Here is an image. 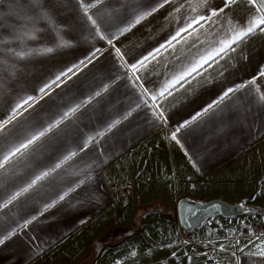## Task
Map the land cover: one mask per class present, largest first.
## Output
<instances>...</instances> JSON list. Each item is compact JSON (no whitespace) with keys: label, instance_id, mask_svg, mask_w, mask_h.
<instances>
[{"label":"crops","instance_id":"obj_1","mask_svg":"<svg viewBox=\"0 0 264 264\" xmlns=\"http://www.w3.org/2000/svg\"><path fill=\"white\" fill-rule=\"evenodd\" d=\"M223 4L104 0L89 13L100 14L93 17L96 27L84 16L81 0H0V120L28 96L36 98L8 126L6 147L101 92L34 152L0 172V184L14 193L64 156L77 153L0 208V239L15 231L0 244V264H207L215 252L237 256L217 264H264V257L251 255L264 248V232L244 234L248 226L264 223V203L249 200L254 190L264 198V183L258 187L256 176L235 179L264 174V161L260 168L250 164L264 158V102L255 86L231 94L182 127L228 88L253 77L264 92V33L249 36L235 52L217 58L219 63L205 65L200 75L188 77L190 83L177 84L172 95H159L166 82L224 37L228 18L243 23L254 11L247 0H238L212 21H201L198 37L182 33L179 43L172 42L174 48L167 46L191 18L210 16ZM152 8L157 9L152 15L123 31L136 15ZM46 48L53 51L44 52ZM158 48L156 58L149 57L140 68L139 61ZM19 52L31 54L21 59ZM73 65L79 68L69 74L71 79L62 77L47 95L40 92ZM226 174L234 175L224 180L230 199L214 192ZM240 182L243 197L238 199L232 191ZM128 183L134 188L126 196L123 186ZM64 193L68 195L60 200ZM212 199H227L239 209L234 215L209 217L191 231L182 226L172 230L170 222H179L182 201Z\"/></svg>","mask_w":264,"mask_h":264},{"label":"snow or ice","instance_id":"obj_2","mask_svg":"<svg viewBox=\"0 0 264 264\" xmlns=\"http://www.w3.org/2000/svg\"><path fill=\"white\" fill-rule=\"evenodd\" d=\"M104 0H95V3H85L84 0H81V7L83 9V14L91 22L93 26L99 27L97 24V19H94V16L99 17V13L89 14L90 10L93 8H97L99 4H102ZM170 0H164V3H169ZM191 3V0H189ZM238 3V0H224L223 7H220L218 10H213L210 16L199 15L198 17L191 18L185 27L179 29L174 36L167 42V46L173 47V41L177 43L180 42L178 40L179 37H182V33H188V36H192L196 34L199 35V28H203V24L201 21H212L213 17H218L220 13L225 12L227 8L231 5ZM248 5L251 6L254 11L249 15L248 19L243 23H234L231 18H228L227 24L228 28L225 32V35L222 39H219L216 42V45L209 50L205 51L204 54L200 55L198 58L194 59L189 65L184 67L182 71L175 74L172 79L164 85L159 95L164 96L165 92L168 95H172V89H175L177 84L180 87L184 86V83H190L188 77L195 78L193 74L196 75L201 74V70H206L205 65L211 67L213 63H219V59H224L230 52H235L236 47H238L241 43H243L249 36L255 35L257 32L264 33V0H247ZM207 4V0H199V6L203 7ZM164 5L161 4L160 7ZM183 6V5H182ZM157 9L152 8L150 11H144L135 16L133 22L123 31H128L132 27H135L136 24L141 23L146 17L152 15ZM194 12L197 10L196 8L192 9ZM179 11V9H177ZM199 25V28L196 26ZM192 30L191 32L189 30ZM185 42H187V37H183ZM165 45H161V48H165ZM161 48L155 50L154 53H149V56L143 58V60L139 61L140 68L146 67V62L149 61V57L152 59L156 58V55L160 53ZM44 52H52V48H46L43 50ZM119 52V49H117ZM31 53L19 52L17 55L23 59L26 55H30ZM219 58V59H217ZM83 63V61H81ZM78 65H73V67H69L66 71H62L59 75L55 77L54 80L51 81L50 84H45L42 88H40V92L44 95H47V89H50L52 84H56L59 86L58 82L61 81L62 77H67L71 79L70 73L75 75L74 69H78ZM133 69L137 68V65H132ZM260 76L264 77V70L260 72ZM184 82V83H182ZM249 86H255V91L258 93V99L260 102H264V92L260 91V87L257 84V78L253 77L251 80L246 83L238 84L234 88H228L223 95L219 98V100L214 101L212 104H209L201 113H197L196 116L192 118L191 121H186L182 127H186L197 120V118L202 117L207 114L210 110H213L215 107L219 106L221 103L225 101L226 98H230L231 94L241 91L242 89L248 88ZM106 91V88L104 89ZM178 90V89H177ZM101 92H96L95 96H100ZM95 96L90 97L87 101L82 102V104L76 105L74 108L69 109V111L65 112L63 116L59 119L49 123L46 127H42L35 132H32L24 141L18 144H12L11 146L6 147L8 144L7 141V131L8 126L12 125L15 121H17V117L20 113L21 109L27 110L25 105L29 108L32 107V104L36 102V98L33 96H28L21 103H18L12 110L11 114L7 119L0 120V172L6 173L9 165H13L14 162H19L22 158H26V154L34 152L37 147L41 145V142L45 137L52 133L54 129L59 128L61 124L65 122L66 119L69 118L70 115H74L79 109L83 106V104L90 103ZM42 98V97H41ZM162 115V114H161ZM120 121L117 120L109 127V131L111 127H115ZM100 135V133H97ZM94 139V138H91ZM172 139L176 140V134L173 133ZM90 142V141H89ZM88 142H86L87 145ZM85 145V146H86ZM84 149L81 148V151ZM76 152H72L69 155L63 157L60 162L54 164L48 170L41 172L36 175L31 181L27 184L26 187H22L18 191L14 193H9L6 188L2 184H0V200H3V203L0 204V208H7L10 204L16 201L20 196L29 192L32 188H34L38 182L43 181L46 177L52 175V173L56 172L57 169H60L64 163H66L69 159L76 156ZM68 193H64L59 197L60 200H63ZM52 205H48L51 207ZM35 219V217H33ZM31 223V221H28ZM25 227L27 224L24 225ZM12 235H15V231L9 232L8 235H5L2 239H0V244H3L5 240L10 239ZM135 255V253H132ZM251 255H258L264 257V248L260 249L258 252L251 253Z\"/></svg>","mask_w":264,"mask_h":264},{"label":"water","instance_id":"obj_3","mask_svg":"<svg viewBox=\"0 0 264 264\" xmlns=\"http://www.w3.org/2000/svg\"><path fill=\"white\" fill-rule=\"evenodd\" d=\"M238 209L239 205H232L223 199H212L205 203L184 200L178 207L179 222L183 229L191 231L200 227L209 217L234 215Z\"/></svg>","mask_w":264,"mask_h":264},{"label":"rangeland","instance_id":"obj_4","mask_svg":"<svg viewBox=\"0 0 264 264\" xmlns=\"http://www.w3.org/2000/svg\"><path fill=\"white\" fill-rule=\"evenodd\" d=\"M261 161H264V158L263 159L253 158V159H251L250 164L253 165V166H258L260 168V166L263 165ZM230 176H233L234 177V175H230V174H226V175L222 176V178L219 180L220 186H222V187H220L219 189H215L214 190V192H216V191L219 190L221 193L224 194V196H226V198H229V199L231 198V194L227 193V191H226L227 188L226 187H228V186L226 185V183L224 182V180L229 181ZM253 176H256V177L259 178V180H257L258 181V183H257L258 187H260L261 185H263V183H264V174H256V175H246V174L243 175V174H239V175H235V177H236L235 179H237L238 181L239 180H246L247 178H253ZM233 187H234V189H233L232 192L235 194V195H233V197L240 196V197H237V198L238 199H241L243 197V196H241L242 193H243L242 183L241 182L240 183H235ZM251 192H252L251 195L249 194L250 195V198H249L250 201H254V202H256V201L260 202L261 201V203H264V198L263 199L258 198V194L259 193L257 194V190H254V191H251ZM253 192H254V194H253ZM216 193H219V192H216ZM162 196H163V194H162ZM134 197H136V194L135 193H134ZM163 197L166 198L165 195ZM168 198H170V197H168ZM225 200H227V199H225ZM170 224H171L172 230H174V231H176L178 229V226H181L180 223L177 222V221H175L174 219L171 220ZM263 226H264V223H254L251 227L248 226L247 227L248 234H250L251 236L256 235L257 234V230L259 229V227H263ZM255 228H257V229L254 231V233H253V231H249V230H253ZM215 234H217V233H215ZM187 235L188 234H186L185 236L187 237ZM181 237H182V234H181ZM187 238H191V236H188ZM178 240L182 241V239L180 237H178Z\"/></svg>","mask_w":264,"mask_h":264},{"label":"built area","instance_id":"obj_5","mask_svg":"<svg viewBox=\"0 0 264 264\" xmlns=\"http://www.w3.org/2000/svg\"><path fill=\"white\" fill-rule=\"evenodd\" d=\"M134 188V185L132 183H128L126 185L123 186L124 189V193L126 196H129L130 192H132L131 190ZM257 228L253 229V230H249V231H254ZM264 232V230L262 228L259 227V229L257 230V234L254 235L255 237L259 236L260 234H262ZM244 234L246 236H251L250 234H248V229L244 230ZM243 234V236H245ZM237 258L236 254L233 253V255H222L220 253H213L212 257L207 261V264H217L218 261H228V260H235Z\"/></svg>","mask_w":264,"mask_h":264}]
</instances>
